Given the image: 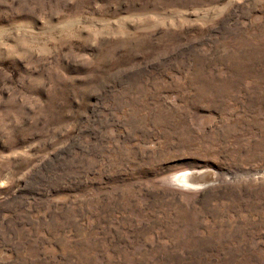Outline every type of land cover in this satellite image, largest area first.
Here are the masks:
<instances>
[{"label":"rangeland","instance_id":"rangeland-1","mask_svg":"<svg viewBox=\"0 0 264 264\" xmlns=\"http://www.w3.org/2000/svg\"><path fill=\"white\" fill-rule=\"evenodd\" d=\"M0 264H264V0H0Z\"/></svg>","mask_w":264,"mask_h":264},{"label":"bare ground","instance_id":"bare-ground-1","mask_svg":"<svg viewBox=\"0 0 264 264\" xmlns=\"http://www.w3.org/2000/svg\"><path fill=\"white\" fill-rule=\"evenodd\" d=\"M254 22V21H253ZM260 139V138H259ZM207 173V172H206ZM215 178V177H214ZM191 174L190 173H184L180 176V180L184 181L185 183L188 181H191Z\"/></svg>","mask_w":264,"mask_h":264}]
</instances>
